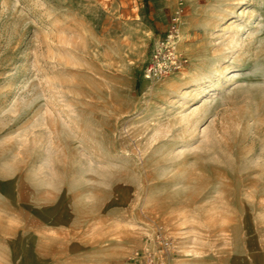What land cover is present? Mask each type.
I'll list each match as a JSON object with an SVG mask.
<instances>
[{
  "label": "rangeland",
  "instance_id": "obj_1",
  "mask_svg": "<svg viewBox=\"0 0 264 264\" xmlns=\"http://www.w3.org/2000/svg\"><path fill=\"white\" fill-rule=\"evenodd\" d=\"M136 251L264 264V0H0V264Z\"/></svg>",
  "mask_w": 264,
  "mask_h": 264
},
{
  "label": "built area",
  "instance_id": "obj_2",
  "mask_svg": "<svg viewBox=\"0 0 264 264\" xmlns=\"http://www.w3.org/2000/svg\"><path fill=\"white\" fill-rule=\"evenodd\" d=\"M179 15L180 10H177L172 17V27L169 34L154 45L145 68L146 77H160L172 71L182 70L186 66V58L178 52L176 47L178 36L175 26ZM167 245L168 242H164V246ZM133 260L134 264H155V256L147 252L136 251Z\"/></svg>",
  "mask_w": 264,
  "mask_h": 264
}]
</instances>
